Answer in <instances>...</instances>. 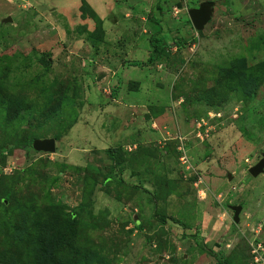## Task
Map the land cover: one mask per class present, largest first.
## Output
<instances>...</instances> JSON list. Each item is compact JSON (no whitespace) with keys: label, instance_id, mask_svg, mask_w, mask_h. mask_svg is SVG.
Here are the masks:
<instances>
[{"label":"rangeland","instance_id":"rangeland-1","mask_svg":"<svg viewBox=\"0 0 264 264\" xmlns=\"http://www.w3.org/2000/svg\"><path fill=\"white\" fill-rule=\"evenodd\" d=\"M263 153L264 0H0V264H264Z\"/></svg>","mask_w":264,"mask_h":264},{"label":"water","instance_id":"water-1","mask_svg":"<svg viewBox=\"0 0 264 264\" xmlns=\"http://www.w3.org/2000/svg\"><path fill=\"white\" fill-rule=\"evenodd\" d=\"M212 13V2L202 1L197 8H191L188 10V16L193 27L197 30H201L205 23L209 21ZM10 20V18H9ZM31 148L33 151H50L53 152L56 149L55 139L53 137L48 138H34L32 140ZM264 169V153L262 157L251 167L248 168L250 175L255 176L262 172ZM233 210V221L238 222L239 213L242 209L241 205H229Z\"/></svg>","mask_w":264,"mask_h":264},{"label":"trees","instance_id":"trees-1","mask_svg":"<svg viewBox=\"0 0 264 264\" xmlns=\"http://www.w3.org/2000/svg\"><path fill=\"white\" fill-rule=\"evenodd\" d=\"M150 43H151L152 47H155V46H156V43H155L154 41H151ZM34 137H40V136H34ZM34 137H33V138H34ZM56 137H57V136H56ZM56 137L54 136V139H55ZM33 138H32V139H33ZM32 139H31V140H32ZM27 151H28L29 154H33V153H35V151L32 150L31 146L29 147V149H28Z\"/></svg>","mask_w":264,"mask_h":264}]
</instances>
